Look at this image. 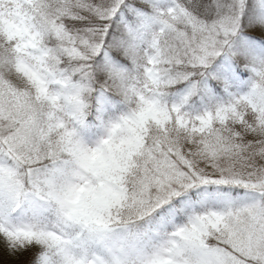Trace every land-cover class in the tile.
I'll use <instances>...</instances> for the list:
<instances>
[{"label":"snow or ice","instance_id":"obj_1","mask_svg":"<svg viewBox=\"0 0 264 264\" xmlns=\"http://www.w3.org/2000/svg\"><path fill=\"white\" fill-rule=\"evenodd\" d=\"M0 242L264 264V0H0Z\"/></svg>","mask_w":264,"mask_h":264},{"label":"rangeland","instance_id":"obj_2","mask_svg":"<svg viewBox=\"0 0 264 264\" xmlns=\"http://www.w3.org/2000/svg\"><path fill=\"white\" fill-rule=\"evenodd\" d=\"M29 259V254L21 253L10 255L3 243L0 242V264H26Z\"/></svg>","mask_w":264,"mask_h":264}]
</instances>
